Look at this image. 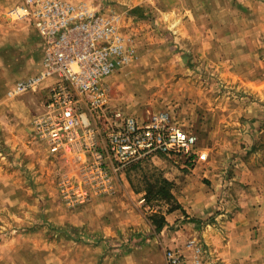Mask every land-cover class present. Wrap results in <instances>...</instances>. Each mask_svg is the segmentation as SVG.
<instances>
[{
    "label": "rangeland",
    "instance_id": "rangeland-1",
    "mask_svg": "<svg viewBox=\"0 0 264 264\" xmlns=\"http://www.w3.org/2000/svg\"><path fill=\"white\" fill-rule=\"evenodd\" d=\"M21 1L0 0V75H7L0 100L10 99L8 91L35 71L39 59L21 31L12 35L10 26L23 22L36 32L28 21L8 15ZM70 1L116 19L135 49L133 62L104 80L110 111L141 120L168 111L198 137L202 157L188 162L156 154L117 173L110 165L112 194L85 182L92 197L80 203L69 185L83 182L86 172L72 159L50 155L28 123L45 107V82L37 91L42 98L34 92L18 97L28 104V116L15 106L0 116V264H93L85 245L102 242L108 246L104 254L115 257L149 238L162 241L158 256L164 252L167 264L170 251L181 256L179 264H222L202 236L208 224L221 226L229 216L214 217L223 212L264 210V0H252V6L251 0H191L192 7L177 14L155 3L132 6V0ZM194 17L198 25L187 27ZM12 37L22 46H9ZM15 52L21 55L13 61ZM168 214L182 217L158 229ZM107 220L120 225L119 234L97 232ZM259 236L252 235V257L243 261L260 257Z\"/></svg>",
    "mask_w": 264,
    "mask_h": 264
},
{
    "label": "built area",
    "instance_id": "built-area-1",
    "mask_svg": "<svg viewBox=\"0 0 264 264\" xmlns=\"http://www.w3.org/2000/svg\"><path fill=\"white\" fill-rule=\"evenodd\" d=\"M8 15L28 21L44 42V71L17 82L8 97L35 92L51 81L44 109L33 116L32 130L50 155L72 159L86 172L83 182L70 181L76 201L85 203L92 197L85 182L112 194L110 165L117 173L156 154L181 156L188 162L202 157L198 137L170 112L141 120L110 111L104 80L135 56L131 39L122 34L116 19L86 2L70 0H22ZM167 259L169 264L181 262L173 251Z\"/></svg>",
    "mask_w": 264,
    "mask_h": 264
},
{
    "label": "crops",
    "instance_id": "crops-1",
    "mask_svg": "<svg viewBox=\"0 0 264 264\" xmlns=\"http://www.w3.org/2000/svg\"><path fill=\"white\" fill-rule=\"evenodd\" d=\"M190 1L191 0H132V2H135V4L132 6L147 4V6L151 7L150 4L155 3L156 8L161 9V10H166L169 12L176 11V14H177L178 13L177 11H182V10L188 11L192 7ZM248 4L252 6L254 4V1L252 0L248 1ZM182 14L183 13H181V15ZM196 18L201 19V17H198V14H196ZM171 20L172 19H170V21ZM192 22H196V23H192ZM197 22L199 23L200 21L196 20L195 17H194V21H191L190 19H188L186 26L193 27V25H196V24L198 25ZM10 28L13 30L12 35H15L18 33V31H21V35L25 36L27 47L32 50L35 49L37 51L36 52L37 55L39 56V59L36 58L35 71L32 73H30L29 71L28 75L18 79L16 82L29 79L31 77H34L42 73L44 71V42H43V39H41V37L37 35L36 32L25 22L17 25V27L10 26ZM15 42H21V46H22L23 40L19 41V38L12 37V39L10 40L9 46H12V44ZM35 42L37 45L34 46ZM37 46H39V48ZM20 55L21 53L18 55V52H15V53H11L10 57H12V60L15 61L18 59ZM21 65L22 63H18L17 65H14V67L20 68ZM2 76L3 77H1L0 75V81L1 80L6 81L7 75L3 73ZM45 82L44 83L47 85L51 83L50 80H46ZM45 84L43 87L46 86ZM37 91H35L34 94L37 95V97L42 98L41 94ZM43 99H46V98H43ZM17 100H18V97L12 98V99L10 98L8 100H4V99L0 100V116H1V113L5 111L6 108L9 106L23 108L24 115L28 116L29 115L28 104H25L23 100L22 101H17ZM34 102L35 101L31 99L30 103H34ZM6 120H9L11 122V120L8 119L7 116H6ZM14 120L16 121L17 124L20 123V120L18 118H15ZM31 122L32 120L29 119L28 121L29 126L31 125ZM10 127H13V126H10ZM17 131H18V128H17ZM19 132H20L19 134L21 135L22 131L20 130ZM12 136H15V135H12ZM7 180L9 183L12 182V179H7ZM201 214H205V213H201ZM210 214L211 213H209L208 215L210 216ZM126 216L127 215H121V218H127ZM177 216H179L180 218L182 217V215L168 214L166 215V221L168 223H171L172 221L177 219ZM226 216H229V217H227L226 220L222 222L221 226L217 222L213 221L211 224H208V228L207 226L204 228V229L206 228L207 229L206 231H203L202 233V236L204 237L206 242L213 247L214 251L218 255L223 257L222 264H264V210L263 209L259 211L257 210L256 211H252V210L251 211L250 210L238 211L237 210L231 214H225L223 212L221 214H217L216 217H214V219L216 220L219 218L225 219ZM114 217L118 218L119 215L113 214L112 216H110V218H114ZM110 222L109 220H107V223L104 224L105 226L100 225V229L97 230V232L105 234V231L110 229L112 231L114 230V234L115 233L119 234L120 229H121L120 225H117L116 223L117 226L114 227L113 222H111L112 226H110L109 225ZM121 223L123 224L124 221ZM139 223H141V220H139ZM136 226H137V223H136ZM255 226L257 227L256 228L257 230L254 229ZM91 231L95 232L96 230L92 229ZM147 231L153 232V228L151 225H149V229ZM166 231L167 229L163 231V234ZM111 232L109 231L108 233H111ZM154 232L156 231L154 230ZM257 233H259L260 235L259 237L261 238L260 240L262 241V244L259 246L260 247V257L256 258L257 260H255L254 262H252V260L243 261V258L246 259L248 257H252V255H250L253 253L251 251L252 250L251 247L254 248L253 241H252V235L257 234ZM152 239L153 238H149L146 244L138 243L137 245H134L132 247L131 251L126 252V254H118L115 257L114 255H112V253H110V255L104 254V249H106L108 246H106V244L102 242L96 243V244L85 245L84 249L89 250L88 256L91 253L89 258L94 261L93 264L94 263L102 264V262H104L103 264H167L165 260L164 252H161L160 257L158 256V250H159L158 246L160 247L162 245L161 244L162 241L160 243L159 240L157 241V240H152ZM154 239H158V237L156 238V236H154ZM39 246L36 244V250L44 249L42 245L40 247ZM181 264H193V263L192 261L191 262L184 261Z\"/></svg>",
    "mask_w": 264,
    "mask_h": 264
},
{
    "label": "trees",
    "instance_id": "trees-1",
    "mask_svg": "<svg viewBox=\"0 0 264 264\" xmlns=\"http://www.w3.org/2000/svg\"><path fill=\"white\" fill-rule=\"evenodd\" d=\"M165 218L162 217V219H160V223H158V229H161L162 227H164L166 225V220H164ZM152 222L156 225L157 222H156V219L155 218H152Z\"/></svg>",
    "mask_w": 264,
    "mask_h": 264
}]
</instances>
